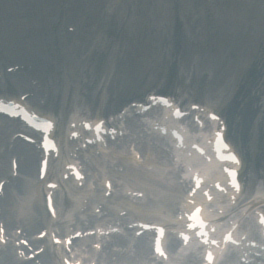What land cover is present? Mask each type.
<instances>
[{
    "label": "rangeland",
    "instance_id": "obj_1",
    "mask_svg": "<svg viewBox=\"0 0 264 264\" xmlns=\"http://www.w3.org/2000/svg\"><path fill=\"white\" fill-rule=\"evenodd\" d=\"M66 1L72 7V1L79 0ZM63 2L0 0V65L5 69L15 60L33 57L28 76L42 82L51 95L49 100L61 102L69 93L66 100L71 108L105 113L110 107L107 99L112 98V103L123 92L145 88L208 99L221 111L228 108L236 91L234 100L241 99L236 113L246 106L245 55L263 42L264 0H88L82 1L84 14L76 11L69 17L61 7ZM79 20L87 25L74 33L70 44L59 29ZM36 30L39 38L34 36ZM81 38L87 49L74 55ZM48 39L58 54L52 60L50 49L45 53L43 47ZM46 59L51 61L49 72ZM19 66L27 67L21 62ZM190 66L198 69L192 75L188 74ZM262 75L250 82L249 89L251 108L255 93L262 89L255 103L257 119L263 118L255 126L260 129L264 127V71ZM7 88L17 90L12 83ZM261 137L264 154L262 130ZM253 149L252 142L244 146L251 153ZM245 172L247 180H252L250 164Z\"/></svg>",
    "mask_w": 264,
    "mask_h": 264
},
{
    "label": "bare ground",
    "instance_id": "obj_2",
    "mask_svg": "<svg viewBox=\"0 0 264 264\" xmlns=\"http://www.w3.org/2000/svg\"><path fill=\"white\" fill-rule=\"evenodd\" d=\"M189 70H190V74L192 75L195 73V70H198V69H195L194 67H190ZM199 75H200V73H199ZM15 80H16V82L19 83L20 86H24V82H21L20 79L15 77ZM111 100H112V98L108 99V101H111ZM1 133H2V131H0V135H1ZM1 138H4V136L3 137L0 136V139ZM2 143H4V141H0V144H2ZM204 145H206V142L201 143L202 147ZM11 152L19 155V166L22 167L24 170H29V166L32 165V162L34 161V155H33V152L31 151L30 146L22 143L18 147V151H11ZM5 156H0V162L1 163H3ZM219 176H220V174H219ZM9 204L10 203L6 202V204L3 207V211H2V213H4L6 216L8 224H10V225L13 224L14 220H16V222L25 223V224H27V226L25 227L26 231H31L33 226L35 224H38V221L33 220V219L29 220L31 223L25 221L24 218L21 217L22 213H20L19 215L16 213L11 214V209H8ZM195 204H199V203H191L189 207L191 208ZM200 205H202V207H203L204 203H202ZM15 212H16V208H15ZM204 212H205V209H204ZM142 251H143V249H138L137 253L135 255H130V254L126 253L125 251L121 252V254H120L119 250H118V251H112L110 255H114L115 259H121V257H122V259L126 263L130 264L135 257L139 256L142 253ZM42 258H43V256H41V259ZM0 264H21V263L17 262L12 257L7 255L3 259L0 260Z\"/></svg>",
    "mask_w": 264,
    "mask_h": 264
}]
</instances>
